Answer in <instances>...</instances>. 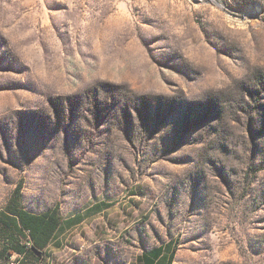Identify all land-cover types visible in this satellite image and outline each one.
<instances>
[{"label":"rangeland","instance_id":"374dc122","mask_svg":"<svg viewBox=\"0 0 264 264\" xmlns=\"http://www.w3.org/2000/svg\"><path fill=\"white\" fill-rule=\"evenodd\" d=\"M19 182L76 223L45 264H264V0H0L3 220Z\"/></svg>","mask_w":264,"mask_h":264},{"label":"trees","instance_id":"16d2710c","mask_svg":"<svg viewBox=\"0 0 264 264\" xmlns=\"http://www.w3.org/2000/svg\"><path fill=\"white\" fill-rule=\"evenodd\" d=\"M22 191V183L19 182L16 186L11 198L4 209V215L10 217L12 220H3L0 216V222L11 230L13 227L28 234V241L21 245V236L15 238L17 241L16 251L19 253L31 252L32 254H43L46 247L51 242L52 237L61 225V218L59 217L56 208L41 214L31 213L20 206V198ZM9 219V218H7ZM16 220L15 224H12ZM17 234V233H15ZM14 234V235H15Z\"/></svg>","mask_w":264,"mask_h":264},{"label":"crops","instance_id":"0c3cea01","mask_svg":"<svg viewBox=\"0 0 264 264\" xmlns=\"http://www.w3.org/2000/svg\"><path fill=\"white\" fill-rule=\"evenodd\" d=\"M76 223L73 219L69 222L61 221V225L55 232L51 239V242L44 250L43 254H32L31 252L19 253L15 247L18 245L15 238L19 237L18 234H12L11 232L0 233V264H12L10 257L22 255L23 259L19 264H45L48 262V252L52 246H59L60 239L65 235L66 225L74 226ZM24 244L23 239L21 238ZM53 250V249H52ZM174 247L172 242L160 246L147 247L144 249L139 256L128 264H173L174 259ZM53 254H56L54 252Z\"/></svg>","mask_w":264,"mask_h":264},{"label":"built area","instance_id":"2783aa9c","mask_svg":"<svg viewBox=\"0 0 264 264\" xmlns=\"http://www.w3.org/2000/svg\"><path fill=\"white\" fill-rule=\"evenodd\" d=\"M12 264H19L20 261L23 259L22 255H18L16 257H14L13 255L10 257Z\"/></svg>","mask_w":264,"mask_h":264}]
</instances>
